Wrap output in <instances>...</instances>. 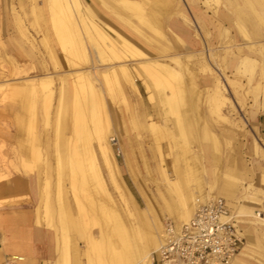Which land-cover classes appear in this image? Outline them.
Returning a JSON list of instances; mask_svg holds the SVG:
<instances>
[{
	"label": "rangeland",
	"instance_id": "obj_1",
	"mask_svg": "<svg viewBox=\"0 0 264 264\" xmlns=\"http://www.w3.org/2000/svg\"><path fill=\"white\" fill-rule=\"evenodd\" d=\"M87 1L89 0H82L83 4H88ZM90 1L92 2L90 5L96 7L106 22L119 27L123 23L121 18L124 17L130 19L144 32H148L153 39L159 38L155 32L141 24L139 18L131 16L129 12L117 8L120 13H116L111 8L100 6L96 0ZM151 1L153 0L140 2L144 12L153 13L152 18L157 12L149 8ZM204 1L192 0L201 4L204 11L212 13V8H217L224 0H220L219 4L215 3V0H207L212 4L211 9L206 7ZM110 3L113 6L117 4L115 0H110ZM180 4L187 16L191 19V14L200 25L195 13L192 12V4L188 0H180ZM49 7L48 0H0V179L2 178L0 183L14 179L24 180L32 186L33 197L29 198L31 194L27 192L26 206L36 212L38 224L54 232L57 264H100L99 261L111 264L108 257V240L105 239L111 230L110 216L92 195L95 191L94 182L87 181L78 167L76 168L75 148L83 149V141L85 142V139L92 141L94 135L93 117L86 108L92 101L95 105L99 103L96 106L98 112L103 109L104 114L108 116L107 121L111 125L109 134L116 140H112L111 147L118 165L124 197L130 208L141 211L146 208L148 201H151L156 222L161 221L163 227L169 220L176 225L181 224L184 222L182 206L168 183V178L177 180L181 177L182 188L184 183L185 192L193 193V203L198 200L205 201L212 196L222 197L228 202L236 220L247 212L255 214L258 211L264 212V126L256 121V117L264 116V112L253 106L255 101H264V76L260 74L258 68L254 69V66L249 68L244 64L240 72L229 68L225 70V74L233 78L238 85L229 87L227 92L229 100L221 105L219 113L209 106L210 103L205 97L194 100L189 91L182 93L184 99L179 93L170 101H164L162 108L161 92H167V87L166 89L159 86L154 89L151 83L153 92L150 98L148 90L140 80H137L138 93L125 80L110 79L113 82L107 83L104 74L99 73V70L107 71L113 64L125 60L110 59V53L98 55V49L92 44L86 30L79 26L75 28L74 20L71 21L67 16L61 15L60 21L64 27L66 26L64 29L69 38L64 52L56 36L52 10ZM259 9L264 14V7ZM156 15L178 18L180 14L176 11L165 13L161 10ZM156 15L153 17H157ZM75 22L78 23L77 19ZM70 27L74 31L78 28L80 34L77 31L72 34ZM161 29L163 32H170L167 28ZM225 46L226 43L217 46V54L222 64L227 59ZM76 50H80V53ZM125 62L135 72L134 67H138L136 61ZM82 70L88 71V77L92 79L97 91L92 96L89 93L83 97L79 94L77 98L78 95L72 90V82L76 80L75 75ZM194 70L198 76H194L193 79L198 81L202 71ZM93 74L97 82L92 78ZM250 74L254 79L248 84L247 77ZM41 78L44 80L47 78L46 84L44 86L39 84L40 87L34 92H27L29 82ZM185 79L187 89L191 84L189 78ZM181 99L186 100L188 104ZM74 102L79 107L83 106L81 112L74 108ZM171 106L173 110L176 108L178 113L171 111ZM174 114L177 115L176 118ZM150 119L162 127L159 130L150 129L148 127ZM177 120H181L185 125L181 128ZM190 122L193 124L191 127ZM85 129L86 134L88 132L92 135L90 138L88 135L83 138ZM78 136H81L80 139ZM161 136L164 137L163 140ZM155 137L161 141L156 143ZM75 142L80 145L82 143V146L76 147ZM92 143L99 156L101 169L103 168L106 188L123 213L125 203L109 179L96 149L95 139ZM255 143H258V150L254 148ZM29 166H33L34 171L30 170ZM71 166L76 168L75 174L71 173ZM220 188L229 192L228 195L215 192V189ZM148 215L150 218V214ZM149 218L145 220L148 221ZM242 219H250L253 222L243 223L249 229L242 252H246L248 256L243 257L244 260L239 264H264V224L254 218ZM125 221L128 224L126 218ZM134 241L132 240L133 243ZM159 241L157 247L162 242ZM94 244L97 249L94 248ZM100 251L103 254L105 252V255ZM65 256H68V261H65ZM153 256L155 259L153 262L157 264V251ZM236 262L233 264H237Z\"/></svg>",
	"mask_w": 264,
	"mask_h": 264
},
{
	"label": "bare ground",
	"instance_id": "obj_2",
	"mask_svg": "<svg viewBox=\"0 0 264 264\" xmlns=\"http://www.w3.org/2000/svg\"><path fill=\"white\" fill-rule=\"evenodd\" d=\"M48 1L50 3L49 8H51V10H52L55 33H56V36H57V38L61 44V48L64 50V52H65V48L67 47L66 46L67 42H68L67 39H69V38H68L67 33L65 32L66 30L64 29L66 26L64 27L63 22L60 21V19L62 18L61 15L67 16L68 19H70L71 21L74 20L73 25L75 28L77 26H79L81 29L86 30L85 32H87L89 34V37H90L91 41L93 42L92 44L98 49V55L103 56V53H110V56H109L110 59L116 58V59H121V60H125V61H130V60L136 61L138 67L137 66L134 67L135 72H133L132 69H130L131 66L129 68V66L127 65V63L125 61H119L117 64H113L111 67H109V69L107 71H100L99 70V73L104 74V76L103 75L102 76L107 81V83L111 82L110 79H113V81L125 80V81H127V84L129 83L130 86H132V88L135 91H137V93H138L139 88H138L137 80H140L144 84L146 89L148 90V92L150 94V98H152V92H153L151 90L152 89L151 83L153 84L154 89L158 88L159 86L160 87L163 86L164 88L167 87L168 88L167 92L166 91L161 92L162 97H161L160 102H161L162 108H164L163 107L164 101H170L176 94L179 95V93H181V96H182L183 92L189 91L191 93L190 95H192L194 100L195 99L200 100L203 97H205L206 100L210 103L209 106H211L213 109H215L218 112V111H220L221 105L224 103H227V101L229 100V98L227 97V92H229V87H231V86L237 87L236 85H238L235 80L230 79V78H226L223 74L220 73V71L216 67V66L219 67V65L222 64L221 59L219 58V56L217 54V46H214L210 41H206L199 34V26L195 23V21H193L192 18L190 19L187 16V14L181 8L179 0H153V1H151L150 7H149V8H151V10H153L154 12H157V13H158V11L161 12V10H163L166 13V11H171L172 7L173 8L176 7V10L181 12L180 15H181V19L184 22L183 24L185 26H187L188 29H194L196 41H193L191 43V47H192L191 50L185 51L183 49L184 51L177 52V53L171 52V46H170L169 42L166 41L167 37L165 36V31L163 32V30L161 29V28H163V25L167 24V23H165V15H163V16L160 15L161 16L160 17V16H157L156 15L157 13H156L153 16L156 15L157 17L152 16V18H151V15L153 13L144 12L145 10H144L143 5L141 3L143 0H118V1L115 0L117 3L116 5H114L115 7L110 3V0H96V1L100 6H102L104 8H108V9L111 8V10H113L116 13H120L119 9H122V10L129 12L131 16H136L137 18H139L141 24H144L147 28H149L150 30L155 32L159 38L153 39L151 36H149L148 32H144L135 23H132V21L130 19H126L124 17L121 18L123 20V23L120 24L119 27L115 26V24L113 25L110 22H106L99 15V12L97 11V9L94 5L83 4L82 0H48ZM205 2L209 3V1H207V0ZM147 3H148V1H147ZM117 8H119L118 9L119 11L117 10ZM159 9H161V10H159ZM75 19H77L78 23L75 22ZM238 27H239V25H238ZM195 28H196V30H195ZM149 29H148V31H150ZM240 29L244 30L245 28H243V26L240 25ZM77 30H78V28H77ZM68 31H70V29H68ZM76 31H74V29L71 28L72 34H73V32H76ZM78 34H80V33L78 32ZM244 37H247L249 39L248 35H246V36L244 35ZM180 41L183 43L182 40H180ZM231 42H232V39L229 37L228 41L226 42V46H225L226 58L229 57V53L231 51V48L233 47ZM75 43H76V41H75ZM138 44L144 46V48L143 49L140 48V46ZM250 44H252L257 49L259 48L261 50L262 56L260 59L258 71L260 72V74L262 76H264V41L251 42ZM82 46L84 47V45H82ZM197 46H199V48H197L198 50L196 49ZM75 49H76V47H75ZM78 51L80 53V50H78ZM68 55L69 54L67 53V56ZM246 60H248V62H247V64L245 63V65L249 68L252 67L253 65L250 63L251 62V61H249L250 59H246ZM241 62H242V60L240 61V64H241ZM195 65H203L204 66V67H201L200 70L202 72H205V74L210 75V77H211V83L210 84L201 86L200 83H198V81L195 80V78L193 79L194 76H198L196 74V72L195 73L193 72V70H194L193 68H195ZM132 68H133V66H132ZM85 71L82 70L79 73H77L75 75L76 80H73V82H72V84H73L72 90H73V93L75 95H78L77 98L79 97V94L82 95V97L86 93L87 94L89 93L92 96L97 91L96 86H94L92 83V79H90V77H88V74H87L88 71L87 72H85ZM91 76H92V78H95L94 74ZM185 77L190 79L191 86L188 87L189 90H188V88L186 89V87H185V85L187 86V84H184V83H186V82H184V80H186ZM46 80H47V78H46ZM46 80H44V78L37 79V80L32 79V81L30 80L31 83L29 82V84L27 86V88H28L27 92L28 91L34 92V90H36V88L40 87V85L44 86V84H46ZM95 82H97L96 78H95ZM161 90H163V89H161ZM48 91H50V90H48ZM44 92H45V90H44ZM35 93H36V91H35ZM52 93L53 92H51V94ZM21 94H22V92H21ZM66 95H67V93H66ZM186 95H185V97H186ZM182 97L184 99V96H182ZM159 99H160V97H159ZM187 99H188L187 101H189V97ZM150 101L152 102L153 100L151 99ZM181 101H184V100L181 99ZM92 102H91L90 106H88V105L86 106V108L89 109V111L93 117V124H94L93 134L94 135L92 137V141H93V139H95L96 149L100 155L102 164H103L106 172L108 173L109 179L111 180V183L114 186V189L116 190V192L119 194V196L121 197V199L125 203L124 204L125 207H123V213L118 209L114 199L111 196V193H109V191L106 188V180H105V177L102 173L103 168L101 169V164L99 162L100 159H99V156H97L96 150L94 148V145H93L91 139L90 140L85 139V142L83 141V143H84L83 149L81 147H78L81 149H77L74 146L73 147L75 148V152H76V159H77V161L75 160L77 163L76 168L78 167V169L81 171V173H83V175L87 178V181L91 180L92 182H94L95 191L93 192L92 195L95 198H97V201L99 202V206L104 211H106L107 214H109V216H110L111 230L106 234L107 236L105 238L108 240L107 241V245H108L107 249L109 251V256H108L110 258L109 261H111V264H153V259H154L153 253H155L156 251L158 252V249H159V246L157 247L156 245H157L159 240L162 241L163 224L161 221L156 222L154 220L153 208L151 207V204L149 201H148L146 208L141 210V211H139L135 208L132 209L127 205L126 199H125L124 193H123V188L120 184V175H119L118 165H117V162H116L115 157L113 155V150L111 147L113 144L112 140L113 141H116V140L114 139V137H112V135L109 134L110 133L109 127L111 125L107 121L108 116H106L104 114L105 110H103V109L100 110L99 112L97 111L96 106H98L99 103L98 104L96 103V105H95ZM172 104H174V101L172 102ZM181 104H182V102H181ZM187 104H188V102H187ZM177 106L180 107V105H177ZM82 107L77 106L76 103L74 102V108L77 110V112L78 111L81 112ZM126 107L128 108V106H126ZM172 107L173 106H171V109H172L171 111H177L175 108L176 106L174 107L175 110H173ZM97 108H99V107H97ZM178 110H180V108ZM177 113H178V111H177ZM159 114H160V112H159ZM176 116L177 115H175V118H176ZM75 119H77V118H75ZM168 120L170 121V119H168ZM181 120H177V121H178L179 126L182 128L185 124L182 123ZM88 123L89 122H87V124ZM189 124H188L189 127H191L193 125L191 122ZM87 126H89V125H87ZM148 127L152 130H156V129L159 130V128L162 127V125L160 126L156 121H154L153 119H150V121L148 123ZM171 127H172V124H171ZM86 129L84 130V133H85V131H87ZM169 129H170V127H169ZM92 130H93V128H92ZM163 130H165V129L163 128ZM88 131H90L89 128H88ZM169 131H171V130H169ZM165 132H166V130H165ZM152 133H154V132H152ZM82 134H83V132H81V135ZM173 134H174V132H173ZM86 135H88L89 138H90V136H92V135H89V133L87 132V134L85 133L82 135L83 138ZM154 135H155V133H154ZM179 135H180V133H179ZM206 135H207V133H206ZM80 137L78 139H80ZM158 137H160L159 134H158ZM162 137L163 136H161V138ZM164 137H166V134ZM164 137L162 138V140L164 139ZM174 137L176 138V136H174ZM207 137H208V135H207ZM211 137H212V135H211ZM155 138L157 140L156 143H159V141H161L159 138H157V137H155ZM175 138H174V140H175ZM82 139L80 140L81 142H82ZM74 141H76V140H74ZM77 141H79V140H77ZM176 144H177V142H176ZM75 145L77 147V145L79 146L80 144H78V143L76 144V142H75ZM179 145L181 147V144H179ZM80 146H82V143ZM68 147L70 148V146H67V148ZM181 148L183 149V147H181ZM175 149H177V148H175ZM182 151H184V150H182ZM185 153H186V151H185ZM56 154H57V152H56ZM58 154H59V152H58ZM70 162L72 163V159ZM30 168H31L30 170H33V166ZM71 168H72L71 173H74L76 168L74 169V167H72V166H71ZM71 168H70V170H71ZM177 171H178V169H177ZM178 173H179V171H178ZM165 176H167V173ZM85 180H84V182H85ZM168 180H169L168 183L170 185V189L178 197V199L180 201V204L182 206L181 209L183 211L182 212V218L184 219V222H186L192 216L194 209L189 208V206L187 205V200L185 199V196L183 194L182 178L179 177V179H177V180L168 178ZM84 184H83V186H85ZM92 200H93V198H92ZM196 202L197 201H195V204H196ZM97 205H98V203H97ZM148 214H150V218L148 217L149 216ZM255 217L260 221H264V216L257 217V215L255 214ZM125 218L128 220V224H127V221H125ZM146 218H149V220L148 221L145 220ZM152 220H154V221H152ZM101 239H104V238L101 237ZM92 240H93V238H92ZM132 240H135L134 241L135 245L132 242ZM161 243H159V245H161ZM92 244H93V242H92ZM95 245L96 244H94V248L97 249V246L95 247ZM135 247H136V251H134ZM91 248L93 250V245ZM100 248L98 247V249H100ZM96 252H98V251H96ZM100 252L103 254L102 251H100ZM103 255H105V252ZM108 257H106V258L108 259ZM98 258L99 257H97V259ZM68 260H69L68 256L67 257L65 256V261H68ZM239 260H240V258H239ZM99 262H100V264H105L101 261H99Z\"/></svg>",
	"mask_w": 264,
	"mask_h": 264
},
{
	"label": "crops",
	"instance_id": "obj_3",
	"mask_svg": "<svg viewBox=\"0 0 264 264\" xmlns=\"http://www.w3.org/2000/svg\"><path fill=\"white\" fill-rule=\"evenodd\" d=\"M188 1L192 4V12L195 13L194 15L197 17L196 20L199 21L200 25H198L191 14L190 16L199 26V34L206 41H210L214 46H219L225 44L229 37L232 39L231 44L233 47L231 48L229 57L223 64H220L219 67L216 66L221 74L224 76L226 75V78L233 79L225 74V70L229 68L233 71L240 72V70H243L244 64L248 62L246 59H250L249 61H251L250 63L254 66V69L259 67L262 56L261 50L250 43L264 41V14L259 11V8L264 7V0H243L241 2L238 0H224L223 3H220V0H215V3L217 1L220 3L217 2V4H219L217 8H212V4L205 2V0L204 3L206 7L209 9L212 8V13H209L207 10L204 11L202 5L199 3L192 2V0ZM87 3L92 4L90 0L87 1ZM180 6L183 9L181 4ZM173 11L181 14L180 11L176 10V7H172L171 11L167 12ZM165 23L167 24H165L166 26L163 25V28L167 27L170 31H165V36L167 37L166 41H168L171 46V52L177 53L184 50H191V43L196 41L195 32L194 29H188V27L183 24L184 22L181 19V15H179L178 18H169L168 15H165ZM240 25L245 29H240ZM228 30L230 33H228ZM243 34L245 36L248 35L249 39L244 37ZM180 40H182L183 43ZM138 45L140 48H144V46ZM197 48H199V46H197L196 49ZM241 60L243 63L241 62L240 64ZM201 67L204 66L195 65V70L199 71ZM253 79L252 74H250L247 77L248 84H250ZM198 83H200L201 86L210 84V75L205 74V72H200ZM253 106L257 110L264 112V101H255ZM260 116L256 117V121L259 125L264 126V116ZM257 144H254L255 150L259 149ZM211 159H213V156ZM0 180H2V178ZM27 192L31 194L29 198H32L34 193L33 188L24 180L15 181L12 179L0 183V264H57L55 251L56 238L54 232L46 226L37 223L36 212L26 206L27 202L25 196H28ZM215 192L223 195H228L229 193L226 190L223 191L221 188L220 190L215 189ZM183 194L189 208L194 209V205L196 204L193 203V193L187 194L185 192L184 183ZM150 204L153 208L151 201ZM240 216L242 218L257 219L255 213L251 212L241 214ZM241 217L237 219V225L244 240H246L249 228L245 227L243 223H251L253 221L250 219H242ZM258 222L264 224V221L258 220ZM242 250L236 255L233 262L238 260L236 263L239 264L244 260L243 257L248 256V254L242 252ZM237 257L240 258V260Z\"/></svg>",
	"mask_w": 264,
	"mask_h": 264
},
{
	"label": "built area",
	"instance_id": "obj_4",
	"mask_svg": "<svg viewBox=\"0 0 264 264\" xmlns=\"http://www.w3.org/2000/svg\"><path fill=\"white\" fill-rule=\"evenodd\" d=\"M257 217L264 212H257ZM244 238L226 200L213 196L197 201L188 221L164 224L157 264H232ZM155 261V259H153Z\"/></svg>",
	"mask_w": 264,
	"mask_h": 264
}]
</instances>
